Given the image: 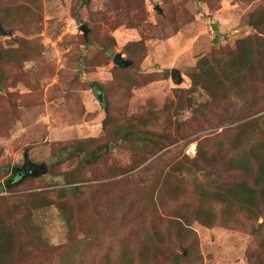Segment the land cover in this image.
<instances>
[{
	"label": "rangeland",
	"instance_id": "obj_1",
	"mask_svg": "<svg viewBox=\"0 0 264 264\" xmlns=\"http://www.w3.org/2000/svg\"><path fill=\"white\" fill-rule=\"evenodd\" d=\"M33 1L0 0V8L25 4L33 10L28 21L0 36V49L23 48L25 40L31 52L28 60L0 62V214L14 232L10 264H114L125 242L137 244L143 226L166 231L169 219L194 231L170 249L184 253L193 245L181 264H264V213L257 220L240 213L238 223L212 227L198 217L196 186L214 180L221 186L220 175L201 165L175 174L160 197L158 190L175 163L204 151L221 154V145L228 146L246 121L255 118L252 134L264 139V89L254 97L249 89L246 100L232 96L229 103L221 91L214 96L190 77L202 56L258 34L249 21L264 10V0ZM82 24L91 29L89 38ZM118 52L133 64L115 67ZM150 73L160 78L144 83ZM96 83L104 89V106ZM135 119L169 137L168 146L142 163L111 135L117 122ZM100 146L97 161L87 163L85 155ZM26 149L30 160L49 170L17 183L12 168L24 164ZM224 175L226 183L235 179Z\"/></svg>",
	"mask_w": 264,
	"mask_h": 264
},
{
	"label": "trees",
	"instance_id": "obj_2",
	"mask_svg": "<svg viewBox=\"0 0 264 264\" xmlns=\"http://www.w3.org/2000/svg\"><path fill=\"white\" fill-rule=\"evenodd\" d=\"M24 1L34 2L33 0ZM83 2L85 1L83 0ZM32 11L25 4L21 7L14 4L10 7L0 8V22L4 28L25 23L29 17H32ZM249 24L257 30L258 34L248 35L239 39L235 47L215 55L202 56L198 60L195 70L190 74L194 85H201L210 90L214 96L217 91H221L222 99H226L229 103L233 101L232 96L246 100L249 89H252L253 97L260 89H264V10L259 9L253 12ZM214 28L215 30L218 29L215 23ZM85 37L89 38L88 36ZM91 43L90 40L86 39V46L91 45ZM21 44L24 46L23 48L0 49V62L2 60H28L31 57V52L26 49L29 47V43L21 40ZM103 47L108 49L106 41ZM140 48L144 49L145 47ZM130 55L131 58H134L139 55V51H131ZM120 75L123 78L128 76V74L123 73ZM159 78L156 73H150L143 80L144 83H150ZM129 79L136 84L140 82L137 77ZM105 104L106 97L103 106ZM249 115L254 116L253 112ZM254 123H256L255 118L237 127L230 144L224 147L223 145H221L222 147L218 146V148H222L221 154H215L211 150L204 151L192 160L187 158L188 162L179 161L175 163L172 166L173 174L166 173L158 190L160 191L165 185H168L176 177L175 174L202 170L200 167L202 165L206 170L220 175L224 181L221 186L214 185L217 184L216 180L209 182L208 186L203 183L196 186L201 201L197 214L203 223L210 227L218 222L225 225L234 221L238 223V214L240 213L253 220L259 219L260 215L264 213V139L260 141L255 139V134H252V131L256 129V127L254 129ZM105 124H108L107 120ZM146 124L147 122L142 119L117 122L111 133L114 139L121 140L123 144L135 151L139 163L149 157L148 155L156 154L169 145L167 142L168 135L150 131ZM244 130L246 136L253 140L252 143L245 142ZM226 133L227 131L220 134L219 137ZM212 139L209 138L208 140ZM90 142V139L82 141L83 146H89ZM105 146L107 148V143ZM101 149V146L92 149L85 155V161L89 164L95 163L101 154ZM219 166L222 167L223 172L216 170ZM224 172L233 174L235 179L226 183L229 177L226 179ZM0 187H2L1 183ZM77 189H79L78 186L72 190ZM67 191L69 189L63 190L64 196ZM160 193L161 191L159 197ZM41 203H35L33 206ZM64 204L61 203L59 207L65 206ZM216 206H223V211L218 212ZM67 222L72 226V216H67ZM166 223V231L156 225H152L150 229L143 226L138 234L140 239L137 240V244L132 245L130 242H125L118 260L113 261V263L181 264L191 255L193 245H186L184 253H171L170 249L174 246H183L185 242L189 241L194 231L178 219H169ZM261 225L263 226L264 223ZM13 233V228L6 223V218L0 214V264L11 263L12 255L10 252L14 243ZM172 244L174 245L171 246Z\"/></svg>",
	"mask_w": 264,
	"mask_h": 264
},
{
	"label": "water",
	"instance_id": "obj_3",
	"mask_svg": "<svg viewBox=\"0 0 264 264\" xmlns=\"http://www.w3.org/2000/svg\"><path fill=\"white\" fill-rule=\"evenodd\" d=\"M87 1V0H84ZM159 12H161V9L157 8ZM81 29L84 32L85 36H88L90 32V28L86 24L81 25ZM6 34V29L2 26L0 22V36ZM133 60L127 59L123 56L122 52H118L115 54L113 58V63L115 67H121L126 68L133 64ZM180 81V80H179ZM178 81V82H179ZM94 93L101 105L105 102V93L104 89L101 84L96 83L93 86ZM24 164L21 166H15L12 168V174L13 176H16V174L19 175V179L17 180V183L23 182L28 177H40L42 175H45L48 173V166L46 163H36L29 159V149H26V152L24 154ZM29 166V169H26V167ZM39 168V169H38Z\"/></svg>",
	"mask_w": 264,
	"mask_h": 264
},
{
	"label": "flooded vegetation",
	"instance_id": "obj_4",
	"mask_svg": "<svg viewBox=\"0 0 264 264\" xmlns=\"http://www.w3.org/2000/svg\"><path fill=\"white\" fill-rule=\"evenodd\" d=\"M28 167H29V166H27L26 169H29ZM38 169H39V168H38ZM14 178H15V180L17 181V180L19 179V175L16 174V176H14Z\"/></svg>",
	"mask_w": 264,
	"mask_h": 264
}]
</instances>
